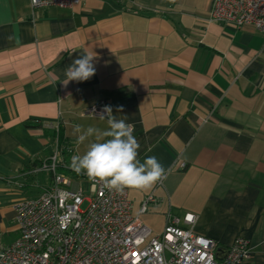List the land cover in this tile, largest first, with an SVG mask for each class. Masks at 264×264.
I'll list each match as a JSON object with an SVG mask.
<instances>
[{"label":"crops","instance_id":"obj_1","mask_svg":"<svg viewBox=\"0 0 264 264\" xmlns=\"http://www.w3.org/2000/svg\"><path fill=\"white\" fill-rule=\"evenodd\" d=\"M212 6L81 0L33 10L0 0V249L18 237L13 204L45 184L30 171L51 154L49 125L83 154L89 141L77 143L74 126L105 129L106 117L85 114L105 99L133 126L138 158L154 155L167 172L150 190L127 189L131 214L153 234L169 215L195 214L217 259L240 236L245 264H264V33L210 21ZM85 50L95 75L65 84Z\"/></svg>","mask_w":264,"mask_h":264},{"label":"built area","instance_id":"obj_2","mask_svg":"<svg viewBox=\"0 0 264 264\" xmlns=\"http://www.w3.org/2000/svg\"><path fill=\"white\" fill-rule=\"evenodd\" d=\"M132 1V0H127ZM33 10L71 7L81 0H29ZM209 20L236 27L250 25L264 33V0H213ZM108 101L100 99L85 114L100 117ZM53 130L57 128L49 125ZM55 131L51 154L39 160L33 174L46 176L41 192L13 204L18 237L0 249V264H245L249 240L236 237L221 259L215 242L194 232L195 214L168 216L160 234H153L131 214L123 195L77 175L63 158ZM67 155H75L70 145ZM181 163L179 168H184ZM86 180V188L81 180ZM163 180L156 183L162 184ZM148 196L141 205L146 210Z\"/></svg>","mask_w":264,"mask_h":264},{"label":"clouds","instance_id":"obj_3","mask_svg":"<svg viewBox=\"0 0 264 264\" xmlns=\"http://www.w3.org/2000/svg\"><path fill=\"white\" fill-rule=\"evenodd\" d=\"M93 59V53L85 50L64 70V83L87 81L93 77L96 73ZM122 111V107L117 109V112ZM103 112L107 114V127L103 130L92 125L74 126L72 135L76 142H89L83 154L71 156L70 169L119 195H123L126 189L150 190L166 179V169L156 156H147L143 161L138 158L140 144L133 134V126L126 119L113 115L111 106H105ZM101 118L105 116L101 115Z\"/></svg>","mask_w":264,"mask_h":264},{"label":"trees","instance_id":"obj_4","mask_svg":"<svg viewBox=\"0 0 264 264\" xmlns=\"http://www.w3.org/2000/svg\"><path fill=\"white\" fill-rule=\"evenodd\" d=\"M38 123V122H37ZM28 125H30V124H28ZM54 134H52V136H53ZM57 137H58V140H59V144H60V146L62 147V154H63V158L67 161V162H70V155H67L66 154V152H65V147L66 146H68L69 144L68 143H66V142H64V141H62V140H60V138H59V135H57Z\"/></svg>","mask_w":264,"mask_h":264},{"label":"rangeland","instance_id":"obj_5","mask_svg":"<svg viewBox=\"0 0 264 264\" xmlns=\"http://www.w3.org/2000/svg\"><path fill=\"white\" fill-rule=\"evenodd\" d=\"M81 185H82L84 188H86V180H85V179H82V180H81Z\"/></svg>","mask_w":264,"mask_h":264}]
</instances>
